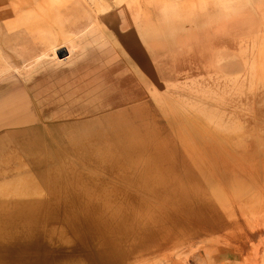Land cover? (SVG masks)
<instances>
[{
    "label": "rangeland",
    "instance_id": "rangeland-1",
    "mask_svg": "<svg viewBox=\"0 0 264 264\" xmlns=\"http://www.w3.org/2000/svg\"><path fill=\"white\" fill-rule=\"evenodd\" d=\"M263 152L264 0H0V264L264 263Z\"/></svg>",
    "mask_w": 264,
    "mask_h": 264
},
{
    "label": "bare ground",
    "instance_id": "bare-ground-1",
    "mask_svg": "<svg viewBox=\"0 0 264 264\" xmlns=\"http://www.w3.org/2000/svg\"><path fill=\"white\" fill-rule=\"evenodd\" d=\"M46 1V0H45ZM49 1V0H48ZM109 1V0H108ZM114 1V0H113ZM122 0H118V2H121ZM58 2V1H57ZM41 3V2H40ZM123 3V2H122ZM43 4V3H42ZM117 5V4H116ZM34 6V5H33ZM44 6V5H43ZM107 6V5H106ZM49 7V6H48ZM43 8V7H42ZM38 10V9H37ZM25 11V10H24ZM106 11V10H105ZM19 13V12H18ZM103 15V13L102 14H100L99 12L98 13H96V18H94V19H87V18H85L84 19V21H80V23H76V25L74 26V27H71L70 28V30L74 33V34H76L77 32H82V31H85L84 32V36L87 38V37H90V35H93V33L95 32V29H96V27L97 26H99V24L101 23V18L103 17L102 16ZM9 24V23H8ZM57 26V25H56ZM43 27V26H42ZM27 28V27H26ZM32 29V28H31ZM9 31V30H8ZM56 32V31H55ZM51 33V32H50ZM187 33V32H186ZM144 34H147L148 35V37H149V39H151V37H152V27L151 26H148V29H147V31L144 33ZM191 35V34H190ZM193 36V35H192ZM95 38V37H94ZM96 40V39H95ZM179 42V41H178ZM96 46H98V45H96ZM113 46V45H112ZM263 47V46H262ZM79 48V47H78ZM83 49V48H82ZM50 51V50H49ZM53 51V50H52ZM70 51H72V49L71 48H67V49H63L61 52H62V54L64 53V56L62 57V58H60L61 56H60V54L57 52V57L59 58V59H63V58H65L67 55H69V53H70ZM78 51V50H77ZM48 52V51H47ZM73 52V51H72ZM66 53V54H65ZM81 53V52H80ZM59 54V55H58ZM48 55V54H47ZM55 55V54H54ZM76 56V55H75ZM45 57V56H44ZM71 58H72V56H71ZM244 58V57H243ZM73 60V59H72ZM246 60V59H245ZM244 60V61H245ZM30 61H32V60H30ZM252 62V61H251ZM250 62V63H251ZM26 66V65H25ZM261 67V66H260ZM17 69H19V68H17ZM262 70V69H261ZM188 71V70H187ZM262 72V71H261ZM188 73V72H187ZM184 74V73H183ZM259 74V73H258ZM218 76V75H217ZM22 77V76H21ZM258 79V78H257ZM236 80V79H235ZM247 80V79H246ZM255 80V79H254ZM237 83V82H236ZM235 83V84H236ZM255 84V83H254ZM239 85V84H238ZM243 86V85H242ZM153 88V87H152ZM155 88V87H154ZM233 88V87H232ZM241 88V87H240ZM225 89H226V87H225ZM237 89V88H236ZM213 90V89H212ZM152 91V90H151ZM239 91V90H238ZM240 91H241V89H240ZM237 92V91H236ZM209 93V92H208ZM208 93H207V95H208ZM212 93V92H211ZM202 94V93H201ZM217 94V93H216ZM203 95H205V94H203ZM211 95V94H210ZM208 98V97H207ZM211 98V97H210ZM209 98V99H210ZM217 102V101H216ZM220 102H218V104H219ZM244 108V107H243ZM235 110V109H234ZM223 116V115H222ZM236 121V120H235ZM9 132V131H8ZM192 132V131H191ZM10 133V132H9ZM188 133V132H187ZM257 135H258V132H257ZM7 136V135H6ZM256 136V135H255ZM192 138V137H191ZM197 138V137H196ZM260 138V137H259ZM187 141V140H186ZM192 141V140H191ZM195 142V141H194ZM182 143V142H181ZM196 143V142H195ZM183 145H185L184 143H182ZM187 146V145H186ZM107 148V147H106ZM255 152H256V150H255ZM22 153H23V151H22ZM264 153V152H263ZM217 155V154H216ZM249 159V158H248ZM93 160H94V158H93ZM233 162V161H232ZM148 164V163H147ZM150 164V166L152 165L151 163H149ZM262 164V163H261ZM150 166H149V168H150ZM262 166V165H261ZM148 167V166H147ZM151 170H152V168H151ZM153 172V171H152ZM23 176V175H22ZM14 178V177H13ZM26 178V177H25ZM24 178V179H25ZM212 177H210V179H211ZM15 179V178H14ZM97 181V180H96ZM7 182V181H6ZM19 182H21V181H19ZM10 183V182H9ZM13 183V182H12ZM23 183V182H22ZM25 183V182H24ZM2 184V183H1ZM14 184V183H13ZM21 184V183H20ZM160 184V183H159ZM162 184H163V181H162ZM4 185V184H3ZM8 185V184H7ZM16 185H18V183L16 184ZM11 186H13V185H11ZM162 185H160V187H161ZM164 186V185H163ZM1 187H4V186H1ZM6 187V186H5ZM4 187V188H5ZM18 187V186H17ZM10 188V187H9ZM14 188V187H13ZM16 188V187H15ZM6 189V188H5ZM18 189V188H17ZM20 189V188H19ZM6 190H8V189H6ZM12 190V189H11ZM111 190V189H110ZM10 191V190H9ZM16 191V190H15ZM15 191H14V193H15ZM18 191V190H17ZM21 191V190H20ZM19 191V192H20ZM107 191H109V190H107ZM119 191V190H118ZM121 191V190H120ZM19 192H17V193H19ZM8 193V192H7ZM13 193V194H14ZM106 194V193H105ZM104 194V192H103V195H105ZM111 194V193H110ZM2 195V194H1ZM15 195V194H14ZM107 195H109L108 193H107ZM107 195H105L104 197L106 198V196ZM172 195V194H171ZM7 196V195H6ZM116 196H118V193H117V195ZM253 196L256 198V196H255V194H253ZM261 197V201L259 202V203H257V204H252V201H255V200H252V201H250L251 203H249V207H250V209H249V207L248 208H246L245 206V203H244V201H242V199H239V198H235L234 196H224L223 197V199L222 200H224L223 202L224 203H222L223 205V208H225V207H229L230 205H231V207H229V208H227V209H225V210H223V211H221V212H224L225 213V211H226V214L228 213H234V212H238L239 214H241L244 218H245V215L246 216H251L252 214H254V213H256V214H264V192H262L261 193V195H260ZM108 197V196H107ZM123 197H125V196H123ZM4 198H5V196H4ZM109 198H112L110 195H109ZM114 198V197H113ZM116 198V197H115ZM126 198V197H125ZM102 199H103V197H102ZM107 199V198H106ZM112 200H117V199H112ZM127 200V199H126ZM105 201V200H104ZM107 201V200H106ZM106 201H105V203H106ZM118 201V200H117ZM117 201H113V202H117ZM125 202H127V201H125ZM104 203V202H103ZM119 203V202H118ZM120 203L122 204L123 202H121V200H120ZM128 204H129V202H127ZM114 204V203H113ZM218 204V203H217ZM228 204V205H227ZM230 204V205H229ZM248 204V203H247ZM110 205H111V203H110ZM124 205V204H123ZM108 206V205H107ZM221 206V207H222ZM109 207V206H108ZM111 207V206H110ZM117 206H115V209H117L116 208ZM119 207H120V205H119ZM122 207V206H121ZM219 207H220V204H219ZM114 209V214L115 213H117V211ZM121 209V208H120ZM123 210V209H122ZM120 211V210H119ZM119 213V212H118ZM122 212H120V214H121ZM237 213V214H238ZM85 215H86V213H84ZM112 214V213H111ZM114 214H112L113 216H114ZM223 214V213H222ZM221 214V215H222ZM226 214H223V215H226ZM236 214V213H235ZM231 215V214H230ZM229 215V216H230ZM232 215H234V214H232ZM88 216H89V214H88ZM212 216V215H211ZM227 216V215H226ZM236 216V215H235ZM240 216V215H239ZM238 216V217H239ZM242 216H241V218L240 219H244V218H242ZM220 217V216H219ZM225 217V216H224ZM223 217V218H224ZM232 217V216H231ZM89 220H90V218L91 217H87ZM118 218H119V216H118ZM223 218H221V221L223 222ZM225 218H227V217H225ZM238 218V219H239ZM73 219V218H72ZM95 219V218H94ZM99 219V218H98ZM223 219V220H222ZM230 218H227V220H229ZM234 219V218H233ZM232 219V220H233ZM88 220V221H89ZM93 220V219H92ZM91 220V221H92ZM172 220H174V219H172ZM230 221H231V219H230ZM233 221H236L237 223H235V224H237V226L239 225H241V224H238L239 223V220L237 221L236 220V218H235V220H233ZM230 222V224H232L233 225V223L234 222ZM96 222V221H95ZM111 222V221H110ZM241 222L243 223V221L241 220ZM245 222H246V220H245ZM244 222V223H245ZM77 223V222H76ZM87 223V222H86ZM90 224L92 223V222H89ZM89 223H87L88 225H89ZM227 223V222H226ZM93 224H95V223H93ZM96 224H98V222H96ZM229 224V223H228ZM227 224V225H228ZM76 225V224H75ZM92 225V224H91ZM105 225H108V224H105ZM113 225V224H112ZM247 225V224H246ZM246 225L244 224L243 225V227L245 226V228L246 229H249L248 227V225H247V227H246ZM72 226V225H71ZM90 226V225H89ZM93 226V225H92ZM95 226V225H94ZM229 226V225H228ZM96 227V226H95ZM232 227H234V225L232 226ZM231 227V229L232 230H234L233 228ZM241 227V226H240ZM240 227H238V231H239V228ZM54 228V227H53ZM89 228V227H88ZM97 228V227H96ZM98 228H100V227H98ZM220 228H222V227H220ZM261 228V227H260ZM85 229V228H84ZM92 229V228H91ZM95 228H93V230H94ZM108 229H109V227H108ZM190 229H192V228H190ZM190 229H188V230H190ZM224 229H226L225 227H224ZM228 229V228H227ZM236 229H237V227H236ZM241 229V228H240ZM243 229V228H242ZM258 230H259V228H257ZM77 230V229H76ZM97 230V229H96ZM262 230H263V228H262ZM95 231V230H94ZM98 231V230H97ZM116 231V230H115ZM172 231V230H171ZM223 230H221V232H222ZM238 231L235 233V234H233L235 237H237V234H238V236H240V234L238 233ZM246 231V230H245ZM244 231V232H245ZM248 231V233H246L249 237H247V235L246 234H243V230H242V236L241 237H247L246 239H243L242 238V243H243V240H244V243H245V240H248V238H250L251 236H253L252 235V233L253 232H256V230L255 231H253V232H249V231H252V230H247ZM246 231V232H247ZM17 231H15V233H16ZM60 232V231H59ZM66 232V231H65ZM77 232V231H76ZM90 232H92V231H90ZM100 232V231H99ZM103 232L104 233H106L105 232V230H103ZM154 232V231H153ZM152 231H151V233H153ZM186 232V231H185ZM226 232L227 231H224V233L226 234ZM258 232H260V231H257L256 233H258ZM64 233V232H63ZM102 234V235H99V236H97V237H100V236H105V234ZM115 233V232H114ZM181 233V232H180ZM231 233H234V231L232 232H230V234ZM262 233V232H261ZM5 234H6V232H5ZM92 234H96V233H94V232H92ZM111 235H113L112 233H110ZM116 234V233H115ZM114 234V235H115ZM146 234V233H145ZM157 234V233H156ZM165 234V233H164ZM175 234H176V232H175ZM195 234V233H194ZM7 235V234H6ZM5 235V236H6ZM13 236L15 235V234H12ZM62 235V234H61ZM97 235V234H96ZM111 235H108L109 237H111ZM113 235V236H114ZM150 235V234H149ZM163 235V234H162ZM166 235H168V234H166ZM170 235H172V237H171V239L173 238V234L171 233ZM183 234H181V236H182ZM223 235V234H222ZM227 235V234H226ZM232 235V236H233ZM245 235V236H244ZM155 236V235H154ZM180 236V237H181ZM194 236V235H193ZM10 237H12V236H10ZM65 237V236H64ZM105 237H107V235L105 236ZM164 237V236H163ZM163 237H161V238H163ZM241 237H238L237 239H235V240H239V241H241L239 238H241ZM259 237V236H258ZM116 238H117V234H116ZM165 238V237H164ZM168 238H170V237H168ZM174 238H176L175 236H174ZM173 238V239H174ZM229 238H230V236H229ZM16 239V238H15ZM14 238H13V240H15ZM111 239V238H110ZM149 239V238H148ZM154 239V238H153ZM176 239H179V238H176ZM202 239H204V238H202ZM252 239V238H251ZM250 239V240H251ZM256 239V238H255ZM108 240V239H107ZM113 240H115V238L113 237ZM112 240V241H113ZM117 240V239H116ZM170 240V239H169ZM175 240V239H174ZM188 240V239H187ZM258 240V239H257ZM21 241V240H20ZM111 241V240H110ZM109 241V242H110ZM111 241V242H112ZM264 241V240H263ZM106 242V241H105ZM155 242V241H154ZM234 243L236 242V241H233ZM107 243V242H106ZM163 243V242H162ZM194 243V242H193ZM192 243V244H193ZM247 243H248V241H247ZM262 243V242H261ZM20 244V243H19ZM140 244V243H139ZM145 244L146 243H141L140 244V246L139 247H145ZM159 244V243H158ZM237 244V243H236ZM239 244H241V243H239L238 242V246H241V245H239ZM249 244H250V242H249ZM264 244V243H263ZM108 245V244H107ZM110 245V244H109ZM119 245V244H118ZM152 245V244H151ZM154 245V244H153ZM162 245V244H161ZM245 245H247L246 243H245ZM261 246H262V244H260ZM259 245V246H260ZM22 246H23V244H22ZM35 246H37L36 244H35ZM105 246V245H104ZM115 246V245H114ZM113 246V247H114ZM123 246V245H122ZM168 246V245H167ZM186 246H188V244L186 245ZM242 246H244V244H242ZM251 246V245H250ZM249 246V247H250ZM260 246V247H261ZM31 247V246H30ZM29 247V248H30ZM112 247V246H111ZM111 247H109L110 249H111ZM117 247V246H116ZM159 247V246H158ZM169 247V246H168ZM253 247V246H252ZM251 247V248H252ZM259 247V249L261 250V248ZM263 247V246H262ZM105 248V247H104ZM104 248H101V250L103 249L104 250ZM108 248V247H107ZM108 248V249H109ZM120 248H122V247H120ZM161 248H162V246H161ZM179 248V247H178ZM237 248V247H236ZM235 248V249H236ZM250 248V249H251ZM20 249V248H19ZM112 249H114V248H112ZM165 249V248H164ZM243 249H245L244 247H243ZM246 249H248V246H246ZM256 249H257V246H256ZM259 249H257V251H259ZM105 250H107V249H105ZM144 250V249H143ZM142 250V253L144 252ZM148 250V249H147ZM146 250V251H147ZM240 250H241V247H240ZM161 251L163 252V250L161 249ZM172 251V250H171ZM170 251V252H171ZM237 251V250H236ZM245 251H247V250H245ZM248 251H249V249H248ZM248 251H247V253H248ZM104 252V251H103ZM124 252V251H123ZM161 252V253H162ZM238 252V251H237ZM261 252V251H260ZM259 252V253H260ZM114 253H115V255L116 256H119V255H121V253H120V251H118V250H115L114 251ZM172 253V252H171ZM243 253V252H242ZM251 254H252V252H250ZM249 253V254H250ZM106 254V253H105ZM164 254V253H163ZM258 254V253H257ZM261 254V253H260ZM260 254H258V256L260 255ZM108 255V254H107ZM125 255V254H124ZM151 255V254H150ZM165 255H166V253H165ZM171 255V254H170ZM113 256V255H112ZM167 256V255H166ZM166 256H165V258H166ZM244 256V255H243ZM258 256H256L257 257V259H258ZM24 257V256H23ZM120 257V256H119ZM162 257H164V256H162ZM254 257V256H253ZM17 258V257H16ZM31 258V257H30ZM111 257H109L107 260H109ZM126 258H129L128 257V255H127V257ZM132 258V257H131ZM168 258V257H167ZM166 258V259H167ZM210 258V257H209ZM247 258H248V256H247ZM255 258V257H254ZM15 259V258H14ZM13 259V260H14ZM124 259V258H123ZM122 259V260H123ZM133 259V258H132ZM132 259H130V261L132 260ZM244 259V258H243ZM249 259V258H248ZM256 259V260H257ZM4 260H6V259H4ZM8 260V259H7ZM25 260V259H24ZM29 260V259H28ZM135 260V259H134ZM134 260H132V261H134ZM140 260V259H139ZM177 260V259H176ZM253 260V259H252ZM259 260V259H258ZM21 261V260H20ZM126 261H128V260H126ZM126 261H100V263L99 264H117V263H120V262H124V263H126ZM132 261H131V263H132ZM140 261H142V259L140 260ZM261 261V260H260ZM19 262V261H18ZM176 262V261H175ZM175 262H174V264H175ZM256 261H251V263H255ZM257 262H259V261H257ZM256 262V263H257ZM14 263H16V262H14ZM130 263V264H131ZM134 263H135V261H134ZM152 263V262H151ZM151 263H149V264H151ZM248 263V262H247ZM250 263V264H251ZM255 263V264H256ZM1 264H2V262H1ZM121 264V263H120ZM126 264H128V262L126 263ZM138 264V263H137ZM153 264V263H152ZM249 264V263H248ZM257 264H259V263H257ZM261 264H264V263H261Z\"/></svg>",
    "mask_w": 264,
    "mask_h": 264
}]
</instances>
